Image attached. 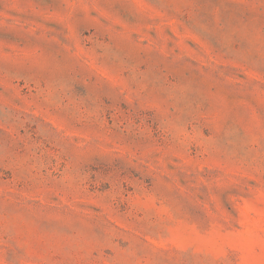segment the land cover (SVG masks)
Wrapping results in <instances>:
<instances>
[{"label":"rangeland","instance_id":"374dc122","mask_svg":"<svg viewBox=\"0 0 264 264\" xmlns=\"http://www.w3.org/2000/svg\"><path fill=\"white\" fill-rule=\"evenodd\" d=\"M0 264H264V0H0Z\"/></svg>","mask_w":264,"mask_h":264}]
</instances>
